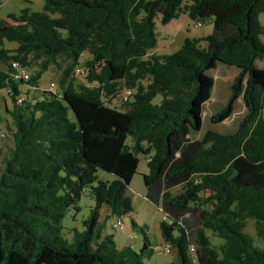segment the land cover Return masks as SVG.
Returning a JSON list of instances; mask_svg holds the SVG:
<instances>
[{
    "label": "trees",
    "instance_id": "trees-1",
    "mask_svg": "<svg viewBox=\"0 0 264 264\" xmlns=\"http://www.w3.org/2000/svg\"><path fill=\"white\" fill-rule=\"evenodd\" d=\"M183 4L191 20L209 19L212 33L185 38L174 53L147 55L157 44L155 17L166 25ZM262 14L264 0H44L40 11L0 19V63L7 66L0 91L10 98L4 112L13 126V147L0 164V264H144L154 249L135 221L139 251L103 234L107 218L133 210L128 188L138 155L148 157L145 198L162 213L163 245L175 254L169 264H264V248L244 232L252 219L264 240ZM85 52L93 85L76 87ZM12 61L35 67L27 81L15 79ZM219 63L236 74L210 122L229 118L239 98L245 111L233 132L192 138ZM52 66L60 70L58 92L17 104L21 84L37 89ZM123 88L132 91L124 109L108 106L105 99ZM98 171L115 178L99 180ZM86 189L94 206L67 239L63 219L80 210ZM102 207L109 210L103 221ZM206 231L221 242L212 245Z\"/></svg>",
    "mask_w": 264,
    "mask_h": 264
},
{
    "label": "rangeland",
    "instance_id": "rangeland-1",
    "mask_svg": "<svg viewBox=\"0 0 264 264\" xmlns=\"http://www.w3.org/2000/svg\"><path fill=\"white\" fill-rule=\"evenodd\" d=\"M44 0H0V19L8 20L6 17L9 13L19 14L22 9L28 8L31 11H40ZM184 4L176 19L171 20L166 25H161L159 17H155V32L157 36V44L153 50H149L147 55L151 54H171L176 52L182 45L185 38H203L212 33V24L209 19L202 21H193L183 9ZM261 17V30L260 40L264 43V15ZM200 23L201 26H197ZM4 46L9 49L16 47L14 43L5 42ZM200 46L203 47L204 43L200 42ZM88 53H83L79 59V65L84 66V62L89 59ZM258 67L264 66L263 61H256ZM0 69H7L5 64L0 63ZM35 67L26 68L29 74H32ZM236 71L234 67H228L223 64H217V67L211 71L214 77V86L211 92L210 98L203 104L202 107V127L200 131L192 132V138H200L206 130H212L221 134L231 133L237 126V121L241 118L245 111L242 99L239 98L235 105L231 116L218 124L210 122V116L219 110L226 102L229 96V85L233 78V72ZM60 75V70L57 66H52L47 72H45L38 82V87L28 90L26 85L21 84V94L26 99H38L42 98L44 91H49L51 83L56 84V89L53 93L58 92L57 80ZM73 83L76 87L80 85H93L86 82V71L80 74H73ZM125 88L112 97L111 99H105V103L118 110L124 109V103L121 100ZM29 94H27V93ZM52 92V91H51ZM160 98L154 100L158 103ZM10 108L11 102L8 97L7 90L0 91V113L3 116V122L0 125V164L3 165V161L7 159L9 150L13 147V140L11 132L8 130L13 129L9 117L4 112V107ZM264 117V107H263ZM6 125V126H5ZM130 144V140L127 141ZM139 164L137 171L132 177L129 184V194L132 200V212L129 215L121 216L119 218L110 217L106 219L103 234L105 232L115 236V241L119 247L131 246L135 251H139L143 244L142 234L132 227V220L135 221L140 227H142L147 233L150 241L154 244V253L143 256L144 264H169L175 260V254L173 249L169 253H161L158 251V247L163 246V241L160 235L159 222L163 218L162 213L153 204L148 202L145 198V186L142 175L146 173V161L147 156L138 155ZM97 177L102 181H112L115 177L107 172L98 171ZM179 188L172 190L173 193L177 192ZM80 207L79 211L70 209L67 211L66 216L63 219V235L70 239L73 234V229L78 231L82 230V221L86 219L90 210L94 206L93 200L89 197V190L86 189L78 201ZM106 207H102L105 209ZM121 220L123 223V229L118 230L112 228L113 223L117 220ZM244 232L249 234L254 241V245L259 248H264V240L258 238L255 234L254 221L252 219L247 220ZM207 236L210 239L212 245H218L221 240L213 236L210 231H206ZM113 236V237H114Z\"/></svg>",
    "mask_w": 264,
    "mask_h": 264
},
{
    "label": "built area",
    "instance_id": "built-area-1",
    "mask_svg": "<svg viewBox=\"0 0 264 264\" xmlns=\"http://www.w3.org/2000/svg\"><path fill=\"white\" fill-rule=\"evenodd\" d=\"M197 26L199 27V26H201V24L198 23ZM11 68L15 72V74H14L15 79H23L24 81H27L29 79V73L26 71V68H21L18 62L12 61L11 62ZM84 72H85V69H84L83 66H80V65L76 66L75 74H80V73H84ZM29 87L30 86H26L27 90H28ZM55 89H56V84L51 83L50 87H49V91L53 92ZM131 94H132L131 90L125 89L123 94L121 95L122 102L123 103L127 102L129 100ZM25 99H26L25 96L20 94V95L17 96L16 102H17V104H22L25 101ZM112 228L118 229V230H122L123 229V223L121 222V220L117 219L113 223ZM158 251L161 252V253H169L170 252V246L167 245V244H164L163 246L158 247ZM190 251H191V253H193V249L192 248H191Z\"/></svg>",
    "mask_w": 264,
    "mask_h": 264
},
{
    "label": "crops",
    "instance_id": "crops-1",
    "mask_svg": "<svg viewBox=\"0 0 264 264\" xmlns=\"http://www.w3.org/2000/svg\"><path fill=\"white\" fill-rule=\"evenodd\" d=\"M260 18V24H261V26H262V23H261V17H259ZM236 74V71H234L233 72V76ZM109 214V210L107 209V208H105V209H101V218H100V220L101 221H103L104 220V218L107 216ZM105 234H109V233H107V232H105ZM114 236V235H113ZM114 238V241H115V236L113 237ZM151 242V241H150ZM115 243H116V241H115ZM116 245H117V247H119L118 246V244L116 243ZM151 247L154 249V244L151 242ZM120 248V247H119Z\"/></svg>",
    "mask_w": 264,
    "mask_h": 264
}]
</instances>
